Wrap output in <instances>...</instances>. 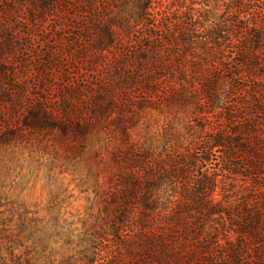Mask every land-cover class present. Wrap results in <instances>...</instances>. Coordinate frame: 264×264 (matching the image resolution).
Here are the masks:
<instances>
[{"label": "trees", "instance_id": "16d2710c", "mask_svg": "<svg viewBox=\"0 0 264 264\" xmlns=\"http://www.w3.org/2000/svg\"><path fill=\"white\" fill-rule=\"evenodd\" d=\"M12 2L0 0V76L17 74L21 29L29 42L38 31L52 44L34 47L41 79L26 100L14 84L21 121L2 127L0 140L47 130L70 142L96 125L107 134L103 224L87 226L79 260L264 264V12L245 13L237 0L219 17L186 5L179 15L155 10V0H24L15 29ZM0 85V98L13 101L9 82ZM149 111L166 118L155 147L129 140ZM170 115L198 135L182 140ZM219 183L250 192L216 200ZM46 237L31 233L34 244Z\"/></svg>", "mask_w": 264, "mask_h": 264}, {"label": "rangeland", "instance_id": "374dc122", "mask_svg": "<svg viewBox=\"0 0 264 264\" xmlns=\"http://www.w3.org/2000/svg\"><path fill=\"white\" fill-rule=\"evenodd\" d=\"M12 1L14 8L18 6L11 14L15 21L13 28L20 29L17 20L22 17L25 7L19 5L24 0ZM230 1L155 0L154 5L155 10L174 11L176 15L185 9L181 5L193 6L195 9L208 8L212 16L219 17L225 13ZM237 1L245 13L257 10L264 12V0ZM2 12L3 16L7 13L4 10ZM45 27L50 28V24H45ZM36 34L29 42L28 38H24L22 29L17 32L16 36L27 42L26 46L17 50V62L20 63L15 64L17 74L12 76L3 73L0 76L3 82H9V92L14 95L13 101L9 103L4 101L5 97L0 98V130L21 121L22 109L15 96L14 84H22L21 98L26 100L36 92L35 86L41 79L37 73V51L34 47L44 52L52 42L46 41L38 31ZM25 64L30 66L27 71L23 70ZM83 78H87V74ZM47 81L41 85L43 88L57 80ZM149 112L142 115L135 127L130 129L129 140L145 147H155L163 141L166 118L155 111ZM177 116L173 118L170 115L168 118L180 138L189 141V133L195 138L198 135L195 132L197 129L193 128L187 133L184 128L186 118ZM107 140L106 132L100 130L99 125L88 129L83 136L76 135L70 142L61 143L53 132L47 130L32 133L26 131L25 135L15 134L10 140H0V260L10 264L17 261L18 264H83L79 259L86 245L82 239L87 226L95 218H98L97 224H103L98 189L102 181L103 163L99 149L106 145ZM105 157L109 162L112 150L106 152ZM214 163L212 161L210 166L213 167ZM230 188L226 185L222 189L219 183L213 197L221 200L226 194H231L233 197L230 199L239 200L240 196L250 192L238 187ZM36 230L47 236L41 245L34 244L31 238V233ZM111 245V241L105 242L104 250Z\"/></svg>", "mask_w": 264, "mask_h": 264}]
</instances>
